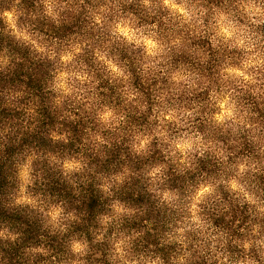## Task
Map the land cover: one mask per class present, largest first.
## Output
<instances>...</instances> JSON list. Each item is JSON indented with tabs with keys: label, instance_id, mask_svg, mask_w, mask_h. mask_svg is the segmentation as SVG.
<instances>
[{
	"label": "clouds",
	"instance_id": "9594fccd",
	"mask_svg": "<svg viewBox=\"0 0 264 264\" xmlns=\"http://www.w3.org/2000/svg\"><path fill=\"white\" fill-rule=\"evenodd\" d=\"M0 264H264V0H0Z\"/></svg>",
	"mask_w": 264,
	"mask_h": 264
}]
</instances>
